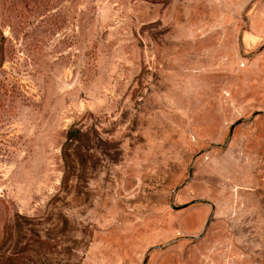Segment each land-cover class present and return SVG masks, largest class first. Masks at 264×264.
Returning <instances> with one entry per match:
<instances>
[{
	"label": "rangeland",
	"instance_id": "rangeland-1",
	"mask_svg": "<svg viewBox=\"0 0 264 264\" xmlns=\"http://www.w3.org/2000/svg\"><path fill=\"white\" fill-rule=\"evenodd\" d=\"M253 30L264 0H0V264H264Z\"/></svg>",
	"mask_w": 264,
	"mask_h": 264
},
{
	"label": "water",
	"instance_id": "water-1",
	"mask_svg": "<svg viewBox=\"0 0 264 264\" xmlns=\"http://www.w3.org/2000/svg\"><path fill=\"white\" fill-rule=\"evenodd\" d=\"M234 124H235V123H231V124H230L228 134H230L231 129H232V127H233ZM190 176H191V167L188 168V177H187V178L189 179ZM194 200H195V199L190 200V201H187V202H184V203H179V204H174V203L170 202L169 205H170V207H173V208H181V207H183V206H186L187 204H189L190 202H192V201H194ZM208 222H209V219L207 218V219L205 220L204 224H203V229H202V231L199 233V235H194V236H192V237H198V236H200V235L204 232V230H205V228H206Z\"/></svg>",
	"mask_w": 264,
	"mask_h": 264
},
{
	"label": "trees",
	"instance_id": "trees-1",
	"mask_svg": "<svg viewBox=\"0 0 264 264\" xmlns=\"http://www.w3.org/2000/svg\"><path fill=\"white\" fill-rule=\"evenodd\" d=\"M71 134H72V131H67V134H66V138H69L70 136H71ZM65 152V151H64ZM63 159H64V162L66 161V157H65V155H63Z\"/></svg>",
	"mask_w": 264,
	"mask_h": 264
},
{
	"label": "crops",
	"instance_id": "crops-1",
	"mask_svg": "<svg viewBox=\"0 0 264 264\" xmlns=\"http://www.w3.org/2000/svg\"><path fill=\"white\" fill-rule=\"evenodd\" d=\"M252 34H254V35H256V36H261V35H263L264 34V30H263V32L261 31V32H256V31H252Z\"/></svg>",
	"mask_w": 264,
	"mask_h": 264
}]
</instances>
